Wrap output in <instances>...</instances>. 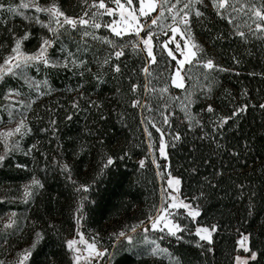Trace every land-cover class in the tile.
<instances>
[{"label": "trees", "instance_id": "16d2710c", "mask_svg": "<svg viewBox=\"0 0 264 264\" xmlns=\"http://www.w3.org/2000/svg\"><path fill=\"white\" fill-rule=\"evenodd\" d=\"M8 2L16 6L21 0ZM98 2L99 0H56L61 9L73 17H79L88 6ZM256 2L259 3L260 0ZM38 3L42 6L53 3V0H38ZM200 7L205 16L199 21L193 19V32L196 37L201 38L199 44L204 47L207 55L229 71L214 73L216 82L213 98L208 102L213 104L217 113H204L205 104L200 101L191 110L205 123L206 130L212 131L213 125L210 121L215 115L229 114L233 107L244 102L249 107L238 119V127L226 126L222 133H214L216 142L202 141L199 139L202 135L199 129L193 133L185 127L187 121L184 124L179 123L183 117L180 100L173 102L170 99L183 98L184 89L172 85L169 92L158 99L151 93L145 95L141 87L137 95L141 98L142 105L147 103L152 108L151 112L147 108L143 109V119L147 121L151 118L152 123L164 130L165 141L170 140L168 132L179 131L183 137V142L175 149H166L169 153L167 162L158 152L160 132L142 122L141 108L130 106L131 100L135 98L130 92V83L139 82L143 85L147 82L141 71L144 66H149L152 76L148 79H152L157 88L168 83V73L175 70L180 58L178 52L174 53L175 60L166 57V53L164 56L160 55V42L168 39L171 33L154 38L153 50L158 61L155 65L148 64L146 53H133L129 47L119 60L113 57L109 65L101 67L96 58L102 60L110 51L109 46L100 41H93L91 37H84L90 48V51L85 53L81 31H74L70 35L64 34L55 47L49 49V55L53 58L62 57V47L76 52L79 42L81 52L77 55L88 61L84 76L79 75V69L49 71L41 67L37 71L33 68L28 72L29 77L37 83L47 80L51 88L49 95L40 96L38 99L34 90L29 97V87L22 79L6 75L4 82H0V117L3 121H8V113L12 111L4 99L9 90H19L24 93L23 98L26 100H36L31 110L25 111L32 132L22 140L23 150L12 154L5 166L0 167V221L8 214L16 212L21 222L24 218L28 219L29 225L35 221V230L45 233L44 240L38 245L28 264H70L71 256L67 252L65 241L77 235V208L81 203L84 207L80 213V232L83 233L84 239L91 242L95 240L97 247L107 252L108 264H169L167 256L150 253V243L153 240L159 242L161 247L169 249L173 257H179L182 264H234V257L242 252L238 244L239 233L251 232L254 239L260 238L259 229L264 225V204L261 201L264 197V109L253 105H257L264 98V41L256 37L245 41L235 36L233 25L217 16L212 6L205 4ZM21 11L29 19L19 15L13 17L10 13L0 18V60L9 53L10 47L14 46L10 29L17 36H22L26 31L30 33L29 39L23 43L26 53L37 50L41 37H51V33L34 19L38 16L41 21L47 23L46 13H37L32 7ZM157 12L158 10L150 17H154ZM112 20L113 17L105 15L101 23L106 25ZM147 20L150 23V19ZM3 21H7V24ZM221 33L224 39L217 40V35ZM95 34L121 42L107 27L102 26L95 30ZM144 35L145 32H142L141 36ZM132 38L134 37L124 36L123 42ZM169 47L175 49L173 43H170ZM233 56L239 59V64ZM117 63L121 65V73L118 74L112 67ZM88 68L91 69L90 72L87 71ZM189 68L192 69L193 76H199L200 70L190 65H185L182 74ZM97 75L101 77L102 82L97 80ZM191 83L186 77L185 87L189 91ZM81 84L84 85L82 89ZM245 88L248 89L247 98L241 95ZM88 99L96 100L103 107L98 111L86 103ZM74 100H79V110L72 109ZM165 101L170 105L169 110L174 109L176 113L172 117L171 126L161 123L160 109ZM49 109L51 111H48ZM21 111L15 110V116L19 117ZM67 115H72L73 119L68 121ZM101 115L106 116L107 120H102ZM50 119L57 121L56 127L59 131L55 134L49 124ZM146 126L152 133L153 149L148 146L149 137L144 131ZM44 128H49V131H42ZM100 141H103V144ZM33 143L38 145L40 151L32 150L30 155H24V151L31 149ZM216 143L224 146L218 152L213 151ZM58 144L61 145L59 149ZM2 148L0 144V151ZM82 148L84 151H81ZM153 151L157 163L161 165L160 172L167 173V165L170 163L173 176H182L183 184L178 193L182 199L195 192L198 182L202 183L204 176L211 177L214 170L224 171L219 187L215 190L212 200L204 205V214L201 217L192 221L191 218H186L185 210L180 209L174 218L176 223L193 232L197 226H207L218 221L221 227L214 235V244L211 246L214 252L197 248L195 242L198 237L190 236L188 232L179 233L184 240L178 241L171 236L160 240L159 237L165 233L152 230L148 216L161 203V189L168 190L167 177L157 175L156 165L152 163ZM105 152L113 156L129 154L123 160H117L108 169H103L102 155ZM234 152H239L240 155L234 157ZM41 153H47V161ZM33 157L36 158L35 161ZM142 159L145 160L144 168L139 166ZM193 159L199 166V174L196 176H190L186 171ZM57 161L69 165L71 180L66 178L67 173L60 171ZM45 163L49 168L46 175L39 171ZM17 164L26 167L18 168ZM33 169L45 182V188L39 196L25 204L21 199L22 187L34 174ZM81 185L87 186L89 190L78 192L76 189ZM239 185L248 186L243 200L238 198ZM249 191L257 193L254 198L256 210L250 217L246 216L245 211ZM141 220L146 222L144 226L148 228V232L138 228L136 233H131L130 227L138 225ZM49 225H55V228ZM120 231L132 235L134 243L129 245L124 238L117 240L116 234ZM33 238L32 227L11 236L0 232V254L9 246L27 247Z\"/></svg>", "mask_w": 264, "mask_h": 264}, {"label": "snow or ice", "instance_id": "6c2138e0", "mask_svg": "<svg viewBox=\"0 0 264 264\" xmlns=\"http://www.w3.org/2000/svg\"><path fill=\"white\" fill-rule=\"evenodd\" d=\"M115 4V7H109L105 3V0H99L98 3H92L88 6V9L83 11L82 15L79 17H73L67 15L56 3V0H53L48 6H40L38 0H28L24 2L21 0L19 5L14 6L9 3L8 0H0V18L6 13L12 14L13 17L16 15L22 16L24 19H29L25 16L24 12L21 9H27L32 7L37 13H46L48 16V22L44 23L35 17V22L41 24L42 27L46 28L51 37H41V42L38 45V48L33 53L29 54L24 52L23 43L29 39L30 33L25 32L22 36H17L13 30H9L12 39L14 40V46L10 47L9 53L3 58L2 63H0V82H4L6 75L15 76L19 79H22L29 87V97L31 92L34 90L37 96V99L40 96L49 95L51 93V88L48 86L47 80H44L40 83H37L35 80L29 77L28 72L35 68L37 71L43 67L46 70H75L79 69V75L84 76V69L86 68L88 61L78 56L77 53L81 52V46L78 42L76 52L71 51L66 47L61 48L63 53L60 58H53L49 55V49L55 47L58 41L61 40L64 34H71L74 31H81V40H83V51L87 53L90 51L88 43L84 40V37H91L93 41H100L102 44L108 45L110 51L108 54L101 60L97 57V63L101 67L109 65L110 61L114 57L116 60H119L125 55V49L131 48L133 53L139 54L140 52L146 53L145 59L148 61L149 65H155L158 63L157 54L154 53V38L160 36H167L171 33V40L163 39L160 42V55L166 57H172L176 59L175 52H180L182 59L179 60L178 65L175 67L174 71H169L168 73V83L164 86L157 88L153 83L152 79L148 77L152 76V73L149 71V66L142 67L141 71L145 76L146 83L141 85L139 82L130 83V92L133 93L134 97L131 100L130 106L132 108H141L142 112V122H145L146 125L156 128L157 132H160V141L158 144V152L161 157L167 162L169 161V153L166 151L167 148L171 147L175 149L179 143L183 142V137L179 131L168 132L170 137L169 141H165L164 135L165 132L160 127H157L155 123H152L151 118L147 121L143 119V109L147 108L149 112L152 111L151 105L144 103L142 105L141 98L139 97L138 92L143 87L144 94L148 95L149 93L156 95L158 99L163 98L164 94L169 92V87L174 85L176 88L184 89L185 95L181 97H171L170 99L174 102L180 100V110L183 113V117L180 119L179 123L184 124L187 121L185 127L188 131L195 133L197 129L202 132V135L199 136L200 140H208L210 142H216V135L214 133H222L225 127L232 128L233 125L238 127V119L242 114L248 111V104L246 102L239 104L238 106L233 107L229 114L225 115H215V118L210 121L213 125V130H206L205 123L192 112V107L198 102L205 104L203 112L206 114H216L217 109L213 106L212 103L208 101L212 100V94L214 91L215 84V75L214 73L219 72H228L229 69L221 67L217 64L214 58L209 57L205 52V49L202 45L197 42L196 36L193 32V19L199 21L202 17L205 16V13L201 11L200 6H205V0H138V8L134 5L133 0H112ZM207 6H212L215 14L220 16L221 19H226L227 23L233 25V34L240 37L241 39L247 41L251 37H256L264 41V0H260L259 3L256 0H207ZM159 9L158 15L150 17V13L157 11ZM119 14V20H116L115 17ZM113 17L112 22L103 25L101 23L103 16ZM141 17H147L150 19L145 20L144 23H141ZM171 21L168 23V21ZM7 24V21H3ZM107 27L110 29L111 33L115 37L120 38L121 42L109 39L106 36H97L95 30L100 29L101 27ZM91 29L92 31H89ZM147 29V31H145ZM141 32H145V35L142 37ZM179 35L182 37V42L176 43L175 49L169 47V44L175 41L176 36ZM124 36H132L134 38L123 42ZM217 40L224 39V35L218 34L216 37ZM186 49V51H185ZM233 59L237 64L240 63L239 59L233 56ZM185 65L193 66L200 70L199 76L192 75V69L189 68L187 72L182 75V71L185 68ZM113 71L115 73H121V65L114 64L112 65ZM87 71H91L90 68ZM255 75V73H252ZM191 80L190 85L191 90L185 87V79ZM156 79V77H153ZM97 80L102 82L101 77L97 75ZM83 84L80 85L82 89ZM259 91V89H257ZM230 95V93H229ZM245 98L248 97V89H244L241 93ZM17 97L16 103H18L22 109L19 113L18 119L15 120L14 127H8L5 125V130L0 131V144L3 148L0 151V167L5 166L6 162L9 160V157L17 151H22L21 142L26 135L32 132V128L29 127L27 121L28 117L25 115V111H30L32 105L36 103L35 99L28 98L24 99V93L19 90H9L4 96L5 100H8L10 97ZM83 98V97H81ZM91 107L97 109L98 111L103 107L101 103H98L96 100L88 99L86 100ZM13 108L15 105L12 106ZM72 109L79 110L81 108L79 100H74L71 105ZM253 107H259L264 109V98L257 105ZM170 105L168 101L164 102V106L160 109L161 123L163 125L171 126L172 117L176 115L175 110H169ZM48 111H51L49 109ZM14 111H9L8 121L14 122ZM3 118L0 117V120ZM66 119L71 121L73 119L72 115H67ZM102 120H107L106 116L101 115ZM232 122L231 124L229 122ZM49 124L52 127L53 134L58 132L56 127L57 121L55 119H50ZM148 126L145 127L144 131L148 134L149 137V149H153L154 145L152 142V133L148 131ZM44 132H48L49 128L42 129ZM222 138V137H221ZM103 144V141H100ZM61 145L58 144V149ZM224 146L220 143H216L215 149L213 151H219ZM247 147V145H245ZM32 150L40 151L38 145L33 143L31 149L24 151V155H30ZM195 148L193 152H195ZM81 151H84L82 148ZM45 161H47V153H41ZM124 155L116 154L113 156L107 152L102 155L103 169H108L109 166L114 165L117 160H123ZM239 152H234L233 156L238 157ZM35 161L36 158L33 157ZM60 167L62 173H67L66 178L71 180V169L67 163L61 164L60 161L56 162ZM152 163L156 165L157 175L167 177V186L172 188L175 193L172 194L166 192L163 188L161 189V203L158 208H155L153 213H150L148 220L151 222V228L154 231L160 233H165L159 237L160 240L166 238V236L175 237L178 241H183L184 237L179 235V233L188 232L190 236L198 237V240L195 242V246L201 250L207 252H214V248L211 247L214 244V235L220 231L221 225L219 222H212L207 226H197L194 232L187 228L186 226L182 227L179 223L174 221L177 213L180 209H184L186 213V218H191L192 221H196L197 218L201 217L204 214V205L208 204L214 195L215 190L219 187V181L224 175V171L214 170L212 176H204L203 182H198V186L195 192L181 199L178 193L181 191V186L183 184V178L180 175L173 176L171 171V164L167 166L169 171L167 173L160 172L159 169L161 165L157 163L155 151L152 153ZM211 163V161H209ZM140 168L145 167V160L139 161ZM18 168L26 167L23 164H17ZM38 168V163L36 164ZM49 168L47 163L43 168H40L41 173L47 174ZM190 176H196L199 174V166L196 163V160L190 163L189 167L186 169ZM30 177L28 183L23 186L22 192V201L27 204L31 200H34L36 196L40 195L41 190L45 188V182L35 174V169ZM75 184V181H73ZM239 196L238 198L243 200L245 198V189L248 187L246 185H239ZM78 192L88 191V187L81 185L76 189ZM257 196L255 191L248 192V205L246 208V216H252L256 210V203L254 198ZM262 204H264V197L261 198ZM84 205L81 203L77 208V235L80 237L77 239H66V248L68 254L71 256L70 264H81L82 260L88 261V264H91L93 256L96 258L104 257L107 255L106 251H100L97 249L96 241L93 240L92 243H89L87 240H84L83 233L80 232L81 225V215ZM175 210V211H173ZM145 221L141 220L138 225H133L130 227L129 231L131 233H136L137 229L140 228L143 232L147 233L148 228L145 227ZM2 227H0V232H3L6 236H11L16 232L23 233L24 229L27 227H32L34 231V238L30 243L29 247L24 248L20 253L17 254L14 264H28L30 259L33 256L34 251L37 249L38 245L44 240L45 233L40 230H35V221L31 222L29 225L28 219L24 218L23 222L18 218L16 212H12L7 217L6 221H0ZM51 228H55V225H49ZM165 230H167L165 232ZM239 232V230H237ZM260 238L254 239L251 232L247 234L239 233L240 239L238 244L240 248L243 249L247 256L242 257L241 255H236L234 257V264H264V225H261L260 229ZM117 240L124 238L128 241L129 245L134 243V237L129 235L126 231H120L116 234ZM77 244H84L86 246V251L88 252L87 256H83L81 248L76 247ZM150 253L152 255H164L169 259V264H182L179 257H173V254L167 248L161 247L160 243L153 240L150 243ZM0 264H6L4 259H0Z\"/></svg>", "mask_w": 264, "mask_h": 264}, {"label": "rangeland", "instance_id": "374dc122", "mask_svg": "<svg viewBox=\"0 0 264 264\" xmlns=\"http://www.w3.org/2000/svg\"><path fill=\"white\" fill-rule=\"evenodd\" d=\"M24 2H28V0H24ZM122 2H125V0H122ZM133 2H134V5L138 8V6H139V3H138V0H133ZM106 4H108V6L109 7H115V4L112 2V0H107L106 1ZM205 4L207 5V0H205ZM48 5H50V4H47V5H42V6H48ZM41 6V5H40ZM158 10V12H159V9H157ZM158 12H157V14L156 15H158ZM155 12H152V13H150V16H152L153 14H154ZM155 15V16H156ZM115 19L116 20H119V14H118V12H117V15H116V17H115ZM148 18L147 17H141V23H144V21L145 20H147ZM171 21L169 20L168 21V23H170ZM141 35H142V32H141ZM196 39H197V42L198 43H200V37H196ZM167 40H171V34H170V36L168 37V39ZM180 42H182V37H180L179 35H177L176 36V39H175V41H173V42H171V43H173L174 45H176V43H180ZM23 50V49H22ZM24 51V50H23ZM185 51H186V49H185ZM25 52V51H24ZM178 52V51H177ZM178 53H180V52H178ZM29 54H31V53H29ZM183 57L181 56V54H180V58H179V60L180 59H182ZM2 61H3V59L2 60H0V63H2ZM178 63H179V61H178ZM183 75V74H182ZM17 97H10L8 100H6L9 104H8V106H9V109L10 110H12V111H15V110H17V111H21V107H20V105L18 104V103H16V101H17ZM25 99V98H24ZM13 105H15V107L13 108L12 106ZM16 119H18V116H15L14 117V122H9V121H3V120H0V131H4L5 130V125H7L8 127H14L15 126V120ZM25 185V184H24ZM23 185V186H24ZM166 187H168V186H166ZM167 189V188H166ZM166 189H164L166 192H169V193H172V194H177V193H175L174 192V190L172 189V188H169L168 187V190H166ZM22 192H23V187H22ZM182 199V198H181ZM173 211H175V210H173ZM180 211V210H179ZM179 213V212H178ZM177 213V214H178ZM9 216V214L7 215V216H5L1 221H6V219H7V217ZM175 218V217H174ZM173 218V219H174ZM175 221V220H174ZM71 239H77V240H79L80 239V237L78 236V235H75V236H73ZM84 240H86V239H84ZM88 241V240H87ZM89 243H92L91 241H88ZM27 247H29V245L27 246ZM27 247H23V248H17L16 246H9V248H7L4 252H3V254H0V259H4L5 261H6V264H14V262H15V259L17 258V254L18 253H20L24 248H27ZM76 247H78V248H81V250H82V254H83V256H87L88 255V252L86 251V246L84 245V244H77L76 245ZM239 248H240V246H239ZM97 249L98 250H100V251H104L102 248H99V247H97ZM241 249V253H239L238 255H241L242 257H244V256H247L248 254L247 253H245L244 251H243V249L242 248H240ZM81 264H88V261H86V260H82L81 261ZM91 264H108V258L106 257V256H104V257H99V258H96L95 256H93V259H92V261H91Z\"/></svg>", "mask_w": 264, "mask_h": 264}]
</instances>
